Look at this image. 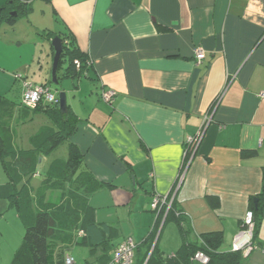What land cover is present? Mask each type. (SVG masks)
<instances>
[{
	"label": "crops",
	"instance_id": "obj_1",
	"mask_svg": "<svg viewBox=\"0 0 264 264\" xmlns=\"http://www.w3.org/2000/svg\"><path fill=\"white\" fill-rule=\"evenodd\" d=\"M41 1V14L52 22L44 30L60 39L67 36L63 44L70 40L90 60L74 77L65 74L62 62L57 78L76 118L68 141L82 152L84 170L98 182L87 197L85 235L79 231L59 242L53 264H63L59 261L67 254L74 264L93 262L104 253L111 257V248L127 237L139 255L153 238L161 255L171 256L184 240L199 242L200 234L220 231V250L229 251L245 212L258 206L253 240L261 246L264 0ZM17 3L23 0H0V12L17 16ZM3 44L0 96L14 106L12 142L23 147L16 128L34 118L40 126L51 124L42 114L21 117L20 102L24 81L51 90L52 50L42 45L36 63L37 50L25 58L13 41ZM197 47L204 51L201 61L195 59ZM36 71L40 83L29 79ZM14 72L22 77L14 78ZM103 90L114 92L111 103L101 99ZM51 91L56 97L59 90ZM200 130L195 152L184 157L187 139ZM32 135L26 133L21 142L27 136L30 146ZM61 144L67 148V141ZM51 153L38 160L37 168L46 162L42 172L53 161ZM40 178L34 176L32 183L39 185ZM22 184L9 182L0 164V221L10 214L18 226L11 259L24 224L10 202ZM155 192L165 195L167 204L174 202L180 224L167 219V205L159 212L150 208ZM48 196L63 197L60 191ZM243 264H264V254L254 249Z\"/></svg>",
	"mask_w": 264,
	"mask_h": 264
},
{
	"label": "trees",
	"instance_id": "obj_2",
	"mask_svg": "<svg viewBox=\"0 0 264 264\" xmlns=\"http://www.w3.org/2000/svg\"><path fill=\"white\" fill-rule=\"evenodd\" d=\"M31 1L27 4L17 3V16L18 13L30 11ZM3 19H6L8 23L13 22V17H6L0 12V22L4 21ZM55 35L52 31L44 34L47 40ZM61 40L63 44L67 36L62 37ZM75 60L80 61L79 69H76L74 65ZM62 62L66 63L65 74L70 77L79 74L90 64V60L80 53L70 40L67 44H63L57 68ZM41 85L48 87V85ZM20 106L21 117L31 115V119L36 114H42L50 119L51 124L40 126L38 131L30 137L28 148L14 145L10 121L13 119L14 106L6 98L0 96V164L9 182L17 184L23 181L22 187L16 190L18 194L15 193L14 198L12 197L10 207H15L20 212L24 232L21 243L14 251L9 264H53L56 254L55 247L59 242L70 240L72 235H77L79 231L85 235L83 227L89 224L85 215L90 208L87 197L98 187V182L90 176L88 171L84 170L82 152L75 144L68 141L69 136L75 130L76 121L68 106L65 113L60 111L57 100L54 102L40 101L34 108H27L21 102ZM64 141H67L66 160H53L47 171L40 174L41 183L34 185L32 179L39 175L38 160L42 155L50 154ZM54 191H60L64 198L54 200L53 196H48ZM261 194L264 195V184ZM252 210L255 219L260 208L258 206ZM176 214H179V211L175 210L174 202H172L168 209L167 219L172 216L180 224L182 219ZM183 234L185 236V232ZM120 243L111 248V257L109 253H104L93 262L87 261L85 264H115V250ZM221 243L222 233L220 231L206 232L200 234L199 242L184 240L176 254L162 256L153 238L145 252L140 255L138 253L140 250L134 242L135 249L131 264H194L192 258L197 251H202L208 257L206 264H243L247 257L244 256L243 251H234L232 248L229 251H221ZM64 258L59 263L64 264Z\"/></svg>",
	"mask_w": 264,
	"mask_h": 264
},
{
	"label": "rangeland",
	"instance_id": "obj_3",
	"mask_svg": "<svg viewBox=\"0 0 264 264\" xmlns=\"http://www.w3.org/2000/svg\"><path fill=\"white\" fill-rule=\"evenodd\" d=\"M39 2L44 5L41 0H32L30 4L31 8L33 9L32 12L27 11V13H18L17 17H13V22L8 23L5 19L6 23L4 22L3 25L0 26V41H2L3 43L6 41V39H9V41H13L14 46L20 49V52L24 54L25 58H27L31 52L37 50V54L35 55L36 63L41 52L42 45L45 47V50H49L47 49V47L50 46V43L46 39L44 40L43 37L45 36H42V34H45L47 32V30H44V28L50 27L48 25H51L52 23L50 19H48V14H46V17L45 15L41 14L40 10L43 8L40 7ZM36 34H38V36ZM17 41L21 42L20 46H18ZM3 43L0 42V46H3ZM49 54L50 58H52L51 51H49ZM9 65V67H13L14 64L13 62H11ZM13 76L17 79L22 77V74L20 72H14ZM29 79L37 83H40L39 81H41L40 74L37 71L35 72V74L31 72V74H29ZM50 86L51 90H54L56 88L51 83ZM53 92L54 91H51V93ZM10 95L12 96L11 93ZM8 97H10L9 94ZM23 126L24 128H22ZM23 126L16 128L18 134L17 140L19 145L27 148L29 147L27 136L32 135L38 131V129L40 128L39 120L37 118H34L32 121H29ZM26 133L27 136L23 143L21 141L23 139V135H26ZM66 158L67 148L65 144H60L55 150L52 151L48 159L52 161L55 159L66 160ZM45 163L46 162L43 161L42 164H40V168H37L38 174H42V168ZM17 229L18 226L16 225L14 218L10 214L7 215L6 219H2L0 221V230L1 233H3V235L0 234V264H9L12 260L9 257L8 252L11 250L10 247L15 244V232Z\"/></svg>",
	"mask_w": 264,
	"mask_h": 264
},
{
	"label": "built area",
	"instance_id": "obj_4",
	"mask_svg": "<svg viewBox=\"0 0 264 264\" xmlns=\"http://www.w3.org/2000/svg\"><path fill=\"white\" fill-rule=\"evenodd\" d=\"M67 44V42H65ZM204 58V51L202 48L197 47L195 49V59L201 61ZM74 65L76 69L80 67V61L75 60ZM114 92L112 90L101 91L100 97L103 101L111 103L113 100ZM261 95L264 96V93ZM54 102L56 97L49 90V87L43 86L41 84H34L29 81L23 82V89L21 95V104L27 108H34L38 102ZM202 137V131L200 130L193 136H190L186 141V149L184 151V157L187 154H192L195 152L200 139ZM193 155V154H192ZM167 205V209L170 207L171 203L167 204V198L159 193H154L150 202V208L156 212H159L161 207ZM254 233V216L251 210L245 212L241 229L236 233L232 241V250L243 251L244 256H248L250 252L254 249L260 250L264 254V243L258 246L253 240ZM135 244L131 238H127L122 241L115 250L114 261L118 264H131L133 261ZM193 262L199 264H206L208 262V257L202 252L197 251L192 258ZM64 264H74V259L70 255H66L64 258Z\"/></svg>",
	"mask_w": 264,
	"mask_h": 264
},
{
	"label": "water",
	"instance_id": "obj_5",
	"mask_svg": "<svg viewBox=\"0 0 264 264\" xmlns=\"http://www.w3.org/2000/svg\"><path fill=\"white\" fill-rule=\"evenodd\" d=\"M31 0H23V3L27 4ZM15 15V14H13ZM50 47L52 50V64L50 70V83L54 85L59 91L57 93V102L59 104V109L62 113L67 111V101H66V92L64 88L60 85L57 78V67L63 51V45L60 37L54 36L49 40ZM256 203L257 198H254Z\"/></svg>",
	"mask_w": 264,
	"mask_h": 264
},
{
	"label": "bare ground",
	"instance_id": "obj_6",
	"mask_svg": "<svg viewBox=\"0 0 264 264\" xmlns=\"http://www.w3.org/2000/svg\"><path fill=\"white\" fill-rule=\"evenodd\" d=\"M63 45V44H62ZM56 100H57V96H56Z\"/></svg>",
	"mask_w": 264,
	"mask_h": 264
}]
</instances>
